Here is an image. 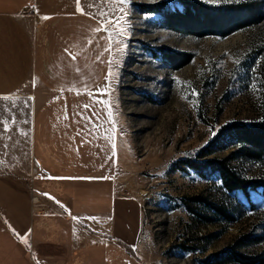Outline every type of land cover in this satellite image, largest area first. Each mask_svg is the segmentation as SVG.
<instances>
[{"label": "rangeland", "instance_id": "1", "mask_svg": "<svg viewBox=\"0 0 264 264\" xmlns=\"http://www.w3.org/2000/svg\"><path fill=\"white\" fill-rule=\"evenodd\" d=\"M84 1L91 12L121 18V9L127 12L126 33L121 35L119 25L108 31L112 75L107 96L117 125L111 175L115 195L129 199L127 209L139 219L130 244L116 238L121 235L90 242L84 247V264H202L243 236L262 240L241 247L240 253H264V196L248 192L251 205L236 211L216 178L202 179L182 164L194 158L219 126L264 120V18L224 37H194L162 26L158 14L141 11L158 4L176 9V0H129L124 5ZM196 1L217 6L244 0ZM163 52L188 55L189 61L172 69ZM107 153L106 147L91 148L90 166ZM79 155L80 148L74 147L68 158ZM231 164L244 177H264V165ZM195 198L234 211L235 221L205 222L202 218L210 213Z\"/></svg>", "mask_w": 264, "mask_h": 264}, {"label": "crops", "instance_id": "2", "mask_svg": "<svg viewBox=\"0 0 264 264\" xmlns=\"http://www.w3.org/2000/svg\"><path fill=\"white\" fill-rule=\"evenodd\" d=\"M79 6L84 14L77 0H0V264H84L90 242L130 244L139 230L111 175L109 32ZM100 147L108 155L91 167Z\"/></svg>", "mask_w": 264, "mask_h": 264}, {"label": "trees", "instance_id": "3", "mask_svg": "<svg viewBox=\"0 0 264 264\" xmlns=\"http://www.w3.org/2000/svg\"><path fill=\"white\" fill-rule=\"evenodd\" d=\"M176 9H165L161 4L141 7V11L155 13L161 17V25L182 35L204 37L207 35L224 37L231 32L244 29L264 18V0H244L234 4L209 6L196 0H176ZM172 69H178L189 61L185 54L163 52ZM228 151L222 159L209 158ZM252 162L264 165V120L244 124L225 123L217 128L207 143L198 149L193 159L186 158L182 164L202 179L214 177L224 194L230 196L236 211L251 205L248 192H258L264 196V177L242 176L231 162ZM240 194L242 201L237 198ZM195 201L210 213L203 217L207 223H232L236 213L219 204L195 198ZM239 208V210H237ZM261 236H243L235 239L221 251L209 254L202 264H264V253L248 256L238 250L259 243Z\"/></svg>", "mask_w": 264, "mask_h": 264}, {"label": "snow or ice", "instance_id": "4", "mask_svg": "<svg viewBox=\"0 0 264 264\" xmlns=\"http://www.w3.org/2000/svg\"><path fill=\"white\" fill-rule=\"evenodd\" d=\"M102 2H108V0H102ZM112 3H116V4H120V5H124L129 3V0H111ZM80 5V0H77V11L81 12V14H84L83 9L79 6ZM92 7H94L95 5H90ZM121 11L124 12V17L121 18L119 16H108V14L106 12L100 11L99 13L97 12H93V16L92 18H96L97 15H99L100 19L98 20V23L100 25V27L97 29L98 32H105L107 33L110 28L116 27L117 25L120 26V33L121 35H123L124 33H126L127 29L124 27V24L127 21V12L124 9H121ZM48 17H45V19H47ZM107 51H111V41L109 42V47L108 49H106ZM111 63V62H110ZM112 75V73H109L108 76L106 77V79H108V77H110ZM100 95H105L106 93L101 90ZM3 99H7L8 97H2ZM97 103H103V101L97 100ZM85 107H87V105H85Z\"/></svg>", "mask_w": 264, "mask_h": 264}]
</instances>
